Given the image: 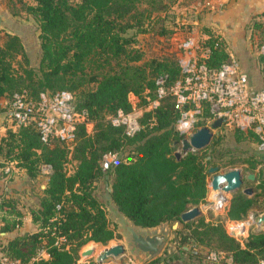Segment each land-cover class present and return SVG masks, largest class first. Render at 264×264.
<instances>
[{"label":"trees","instance_id":"1","mask_svg":"<svg viewBox=\"0 0 264 264\" xmlns=\"http://www.w3.org/2000/svg\"><path fill=\"white\" fill-rule=\"evenodd\" d=\"M34 1L26 2L25 10L40 27L39 67L31 66L22 38L7 33L5 41H0V99L9 102L14 92L24 88L34 96L41 90L69 89L76 107L86 108L95 123L93 132H88L85 124L79 125L72 149L62 138L45 143L34 124L7 127L0 134V156L5 163L24 168L30 179L38 178L44 165L51 166L39 201L30 210L38 229L0 242V251L29 261L46 247L50 257L34 264H76L84 245L107 243L119 236L94 194L101 177L107 182L112 179L109 192L118 209L134 224L150 228L183 221L182 213L207 195L209 167L222 168L224 164L216 161L213 143L209 153L208 146L176 155L180 136L175 129L178 111L172 95L162 98L157 108L145 110L141 128L132 135L109 119L119 109H133L131 94L137 96L138 105L148 102L147 95L154 98L159 74L167 73L170 83L181 76L178 58L141 61L144 53L134 45L137 32L150 30L149 24L159 18L156 11L168 4L158 0ZM173 31L164 25L159 29L161 34ZM201 45L211 47L207 61L212 66L231 58L226 40L219 34H210ZM236 130L238 135L258 138L251 129L248 133ZM113 154L116 159L108 162L107 157ZM258 163H264V150L259 147L250 167L255 169ZM255 174L264 195V178ZM257 194H234L228 217L245 218L256 207ZM0 195L2 229L8 231L20 225L22 212L16 197ZM184 226L180 235L183 251L187 244H202L226 251L232 257L227 264H261L264 259V228L251 230L243 243L223 224L206 222L203 216L186 221ZM175 260L186 264L181 253L156 256L146 264H173Z\"/></svg>","mask_w":264,"mask_h":264},{"label":"rangeland","instance_id":"2","mask_svg":"<svg viewBox=\"0 0 264 264\" xmlns=\"http://www.w3.org/2000/svg\"><path fill=\"white\" fill-rule=\"evenodd\" d=\"M168 4L167 7L156 11L159 18H155L149 26L150 30L145 32H137L134 45L144 53L143 60H149L152 58L166 59V58H178L179 60L186 54V50L183 47V43L189 38H195L203 43L210 34H219L212 23L206 18L208 16L207 6H202L198 0H158ZM29 3L27 0H17L14 2L12 8L17 11H25V3ZM148 6V2L143 4V7ZM21 11V12H22ZM26 27H22L21 38L25 40L26 46L31 54L30 63L34 68L39 67V61L41 58L42 48L41 40L39 37L40 27L36 21L30 18H25ZM29 20V22H28ZM167 26L173 28L174 31L168 34H161L159 29L161 26ZM248 28V34L246 37V46L241 47L238 44H234L233 54L240 62L242 67L249 72L252 84L255 87H260L264 84V55L260 53V45L264 44V18L255 19L250 22ZM19 29V28H18ZM21 30V28H20ZM130 32H135L131 30ZM9 33L3 25L0 24V41L4 42ZM221 36H223L221 34ZM224 38V37H222ZM24 39V40H23ZM225 39V38H224ZM226 40V39H225ZM224 44V42H223ZM226 50L231 56L232 51L230 45L226 41ZM248 44V45H247ZM142 106V105H141ZM214 131V136L211 143L215 144L216 161L221 162L224 166L222 170H228L233 167L242 168L244 174V186H253L254 194L257 192V204L255 208H252L248 215L242 219H231L228 217V210L230 208L231 200L236 193L243 192V187L234 193L228 194V199L222 206H209L211 199L216 195L211 186L212 174L208 175V192L205 198L197 205H199L203 213L198 216L204 217L206 222L221 223L226 230L232 234V230L235 231L236 237L240 238L243 243L245 237L248 236L251 230H258L259 226L257 220L253 217V212L259 211L264 213V195L262 194V188L258 187V180H250L248 174L250 172L260 173V179L264 178V163H258L255 169L250 167V160L254 157L255 151L258 150L260 137L246 135H238L236 128H230L227 126L221 127ZM250 129H242L241 131H247ZM210 143V144H211ZM206 152H212V148L209 146ZM221 152V155H218ZM126 154L128 151L125 152ZM117 154L109 155L107 161L110 162L116 159ZM13 169H9L10 172ZM18 170V169H16ZM20 170V169H19ZM7 172V173H8ZM16 172V171H15ZM19 174V172H18ZM47 174L43 172L38 178L32 180L30 178L22 179L20 176L21 184L17 190L21 194L17 195L19 201L24 204L36 205L39 201V194L45 187L47 181ZM105 181L104 177H101L95 184L94 194L103 203L109 218L111 226L116 228V232L119 236L109 240L107 243L102 242H89L84 245L80 251L81 257L76 264H146L152 258L156 256H167L170 254H183V260L186 264H227L231 262L232 257L224 250H216L208 245H192L187 244L185 251L180 246V235L186 230L184 226L186 221H179V224L174 227L170 222L161 223L155 227H141L134 224L127 216H125L119 209L117 204L112 200L109 188L110 183ZM212 197L210 199L211 193ZM197 218V217H196ZM232 221H240L241 223H231ZM134 224L136 228L143 232H165L166 240L162 245L160 251L155 255H149L137 248L132 241L131 233L127 230L126 224ZM264 228V224H263ZM178 229V230H177ZM122 243L126 246L124 252V259L116 257L112 261L100 262L98 260L99 253L105 248ZM192 246V249L190 248ZM94 248V252L90 255L83 254L86 249ZM191 250L198 252V256H192ZM214 252L218 254V257H214ZM175 260L173 264H183Z\"/></svg>","mask_w":264,"mask_h":264},{"label":"built area","instance_id":"3","mask_svg":"<svg viewBox=\"0 0 264 264\" xmlns=\"http://www.w3.org/2000/svg\"><path fill=\"white\" fill-rule=\"evenodd\" d=\"M183 47L186 54L179 60L181 76L170 83L167 73L159 74L155 81V97L147 95L148 102L141 106L137 104V96L131 94L133 109H119L116 114L109 116L111 123L124 126L126 132L132 135L141 128L140 117L143 112L157 108L162 98L172 95L178 111L175 129L180 136V150L182 140L190 139L202 126L210 127L213 132L224 126L251 129L259 135L258 147L264 150V84L255 87L249 72L232 56L217 66L210 65L207 59L211 56V47L202 46L195 38L187 39ZM259 48L264 55V44ZM0 111L4 115L5 130L7 127L34 124L45 143L62 138L71 149L80 124H85L88 132L94 130L95 121L89 111L76 107L74 94L69 89L55 92L41 90L36 96L31 95L26 88L17 90L9 102L4 100ZM219 118L223 119L221 126L213 127L212 124ZM50 168L49 164L44 165L43 171L48 172ZM213 254L215 258L218 257L216 252ZM43 257H50L46 247L39 249L29 261L2 253L0 264H34ZM261 264H264V259Z\"/></svg>","mask_w":264,"mask_h":264},{"label":"crops","instance_id":"4","mask_svg":"<svg viewBox=\"0 0 264 264\" xmlns=\"http://www.w3.org/2000/svg\"><path fill=\"white\" fill-rule=\"evenodd\" d=\"M16 1L17 0H0V24L3 25L9 33L18 34L21 37L24 33L21 26L26 27L28 25L24 22L26 20L25 18H30L33 21L36 20L27 11L21 10V12L14 10L12 6ZM27 1L29 3H35L34 0ZM198 2L202 6H207L208 16L206 18H208L215 29L220 32V35L222 34V37L226 39L232 51L231 56L234 58H236V54H233L235 50L233 45L238 44L240 48L246 46V37L244 36L248 34L250 22L255 19L264 18V0H198ZM23 43L30 59H32L25 40ZM1 104H4L3 98L0 99V105ZM3 117V112L0 111V134H4L5 132ZM11 167H13V169L8 172ZM50 171L51 168L46 173ZM20 176H22V179L29 178L24 168L17 166L14 162L5 163L4 158L0 156V193L16 197L18 207L22 212V222L20 225L5 231L2 229L5 221L2 219V213L0 211V242H7L17 235L33 232L38 229V225L33 221L30 211L35 205H30V203L26 205L20 202L17 196L22 193L17 191L21 184ZM1 254L2 251H0V257Z\"/></svg>","mask_w":264,"mask_h":264},{"label":"water","instance_id":"5","mask_svg":"<svg viewBox=\"0 0 264 264\" xmlns=\"http://www.w3.org/2000/svg\"><path fill=\"white\" fill-rule=\"evenodd\" d=\"M223 119H217L212 126L217 128L222 124ZM219 133V130L217 131ZM214 136V132L208 126H202L198 130H196L190 139L185 138L182 140V149H178L176 151L177 156H181L183 152H188L191 150H200L208 147L212 141ZM175 143H178L176 141ZM209 173L212 174L211 186L213 189H222L227 194L234 193L238 191L240 188L244 186V174L242 168L233 167L228 170H222L218 165H211L208 169ZM248 178L250 180H255L256 174L250 172L248 174ZM112 189V188H111ZM243 192L247 194L254 193L253 186H244ZM228 198L224 199L226 202ZM221 203V204H224ZM203 213L201 207L199 205H195L192 208L184 211L181 215L183 221L193 220L196 217L200 216ZM253 217L257 220L259 229L263 228L264 224V213L259 211L253 212ZM179 224V220L175 221L173 224L176 227ZM127 230L131 233V238L133 244L139 248L140 250L147 252L149 255H155L158 253L166 240L165 232H143L136 228L133 224H126ZM235 231L232 230V235H235ZM188 247L185 245V248ZM192 249V246H190ZM94 248H89L84 250L82 253L86 255H90L94 252ZM126 250V246L122 243H117L115 245L109 246L105 248L102 252L99 253L98 260L100 262L112 261L116 257H120L122 260L124 259V252Z\"/></svg>","mask_w":264,"mask_h":264},{"label":"bare ground","instance_id":"6","mask_svg":"<svg viewBox=\"0 0 264 264\" xmlns=\"http://www.w3.org/2000/svg\"><path fill=\"white\" fill-rule=\"evenodd\" d=\"M213 189V188H212ZM216 192V195L211 199L209 206H221V203L224 202V199L227 198L228 194L222 189H213Z\"/></svg>","mask_w":264,"mask_h":264}]
</instances>
